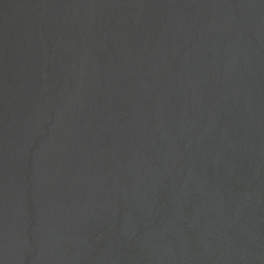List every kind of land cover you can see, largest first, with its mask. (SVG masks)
I'll use <instances>...</instances> for the list:
<instances>
[{
    "label": "water",
    "instance_id": "obj_1",
    "mask_svg": "<svg viewBox=\"0 0 264 264\" xmlns=\"http://www.w3.org/2000/svg\"><path fill=\"white\" fill-rule=\"evenodd\" d=\"M0 264H264V0H0Z\"/></svg>",
    "mask_w": 264,
    "mask_h": 264
}]
</instances>
